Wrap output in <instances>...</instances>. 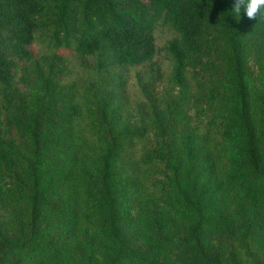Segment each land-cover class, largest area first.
I'll return each instance as SVG.
<instances>
[{
	"label": "trees",
	"instance_id": "trees-1",
	"mask_svg": "<svg viewBox=\"0 0 264 264\" xmlns=\"http://www.w3.org/2000/svg\"><path fill=\"white\" fill-rule=\"evenodd\" d=\"M235 3L0 0V264H264V17Z\"/></svg>",
	"mask_w": 264,
	"mask_h": 264
},
{
	"label": "rangeland",
	"instance_id": "rangeland-1",
	"mask_svg": "<svg viewBox=\"0 0 264 264\" xmlns=\"http://www.w3.org/2000/svg\"><path fill=\"white\" fill-rule=\"evenodd\" d=\"M172 36V30L168 27H160L157 30V45L159 48H163L167 42V40ZM40 46L38 44H36L34 46L35 50H37V47ZM156 60L159 64H161L163 67H167V71L165 73H167L168 75V66H169V62H168V57H167V53L161 49V51L158 52L157 56H156ZM72 62V61H70ZM141 69H143L142 66L140 67H136V68H129L125 70V74H126V83L124 86V93L125 95L128 96V98L132 101L135 102L136 100L139 99L140 97V88H139V82L136 78V71H140ZM166 75V76H167ZM164 86V83H161L159 88H162Z\"/></svg>",
	"mask_w": 264,
	"mask_h": 264
},
{
	"label": "clouds",
	"instance_id": "clouds-1",
	"mask_svg": "<svg viewBox=\"0 0 264 264\" xmlns=\"http://www.w3.org/2000/svg\"><path fill=\"white\" fill-rule=\"evenodd\" d=\"M242 7L249 19H255L258 14L264 17V0H236L233 11L237 17H239Z\"/></svg>",
	"mask_w": 264,
	"mask_h": 264
}]
</instances>
